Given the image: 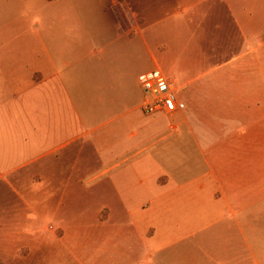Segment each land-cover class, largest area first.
Segmentation results:
<instances>
[{
	"label": "crops",
	"instance_id": "crops-1",
	"mask_svg": "<svg viewBox=\"0 0 264 264\" xmlns=\"http://www.w3.org/2000/svg\"><path fill=\"white\" fill-rule=\"evenodd\" d=\"M182 1L176 15L186 17L185 35L181 30L172 35L169 58L174 76L156 67L174 83V115L148 116L141 110L143 94L140 99L136 87L145 72L138 74L133 61L130 66L129 51L135 55L139 41L145 47L144 33L128 18L124 0L100 6L114 21L103 50L92 49L89 36L83 47L66 42L71 26H83L73 12L45 18L46 31L56 28L62 37L42 38L41 54L0 53V193L7 188L15 196L7 210L0 207V252L1 245L6 246L2 251L35 249L43 252L41 264L46 262L54 250L47 242L26 237L29 241L21 244L30 233L38 234L30 231L33 215L51 222L43 232L54 237L59 252L65 236L80 229L65 220L64 206L79 199L87 168L77 132L90 122L101 124L91 131L94 157L111 159L102 174L135 160L129 176L147 179L131 184L129 176L111 175L105 181L108 202L126 211L123 230L182 236L172 246L194 239L185 249L193 257L184 264H264V27L233 17L229 32L222 20L205 19L209 0ZM218 7L210 12L217 10L218 16ZM135 23L136 32H130ZM190 25H199L200 36H189ZM220 30L229 36L222 39ZM34 137L46 149L32 158ZM151 140L166 142L143 159ZM126 141L137 143L128 150ZM178 154L176 162L172 157ZM109 220L98 221L107 225ZM4 236L12 241L4 242ZM31 259L14 256L9 264Z\"/></svg>",
	"mask_w": 264,
	"mask_h": 264
},
{
	"label": "rangeland",
	"instance_id": "rangeland-1",
	"mask_svg": "<svg viewBox=\"0 0 264 264\" xmlns=\"http://www.w3.org/2000/svg\"><path fill=\"white\" fill-rule=\"evenodd\" d=\"M112 1L60 0L57 3H53L47 0H0V53L16 51L41 54L43 52L42 38L46 42L47 40H51L52 34L55 38L58 36L62 37L59 31L55 33L54 30L56 28L50 27L53 31H46L45 18L74 13L80 16L83 26H71L68 29V33L65 34L67 38L66 42L80 43V46L83 47L86 38L89 36L87 44L92 49L103 50L110 37L109 29H114V21L110 13L100 10V6L105 7L107 4L112 3ZM124 1L130 10L128 18L135 20L139 29L143 30L145 41V47L143 48L139 41L138 49H134L135 55H133L132 49L129 51L130 66H132L133 61L132 68L138 74L159 67L167 75L174 76L172 68L169 66V58L172 55V35L179 30H181L182 36L185 35V28L183 26L186 17L176 15V10L179 5H183L181 3L183 1ZM205 4L210 7L204 8L205 14L208 16L205 19L222 20L224 22L223 28L229 32L231 30L229 29L228 22H232L233 17L236 19L250 18L256 22L258 28L264 27V0H209ZM211 4L216 5L212 7ZM217 4H219L218 16L217 10L210 12L212 9H217ZM242 9L245 11H242ZM187 15L191 17V12L187 13ZM195 19V21H199V24H201L200 17ZM189 22L191 23V18H189ZM136 23L135 26H129L128 30L130 32H136ZM191 27L192 25L189 26V36H200L199 25L198 28L196 26L192 27L193 30ZM262 34L264 36V32ZM219 35H221L222 39H226L229 33H227L226 37L223 30H220ZM223 43L224 46H228L227 42ZM222 52L228 53L229 51L224 48ZM83 66L84 62L81 61L80 67L83 68ZM136 91L137 96H140L141 99L143 92L139 82ZM92 93L97 94V92ZM81 109L82 112L85 109L83 102ZM99 125L101 124L84 122L80 124L77 132L82 135L80 142L83 149L82 160L86 164L87 169L82 170L81 173V183L78 192L79 199L73 205L71 204L70 207L68 204H65L64 209L66 214L65 220H68L69 217L71 220L79 223L80 229L74 234L65 236L63 241L65 249L63 252H59L54 242V237L43 232V227L52 225L51 222H49L48 218L42 217V215H33L31 217L33 222H31L32 229L30 231H36L38 234L30 233V235L25 236L21 244L28 242L29 240L26 239L28 237L30 240L33 239L36 242L43 240L47 242L50 249L54 248L52 252H49L48 258H45L46 262L44 264H184L187 259H192L193 256L187 253L185 249L186 246L192 245L193 241H195L194 239L180 240L181 243L172 246L173 239H179L182 236L153 235L148 233L149 230L143 234L123 230L124 226H127L128 221L126 211L122 209L121 204L108 202L107 199H110L109 193L111 190L106 191L105 181L111 175H115L116 177L129 176L131 173L129 167L135 160L119 167L112 174H102V171L109 166L111 159L103 154H99L97 158L94 157L91 144V131ZM132 130L131 126L127 129L128 133ZM154 141L156 140L147 142V150L141 155V158L147 159L166 142H155L154 144ZM39 142L40 138L34 137L32 139L33 146L29 157L35 158L46 149ZM126 142L128 150L137 143L134 141ZM97 150L101 152L103 149L98 148ZM172 158L178 162L180 156L178 154ZM37 165L39 166V162H37ZM146 168H149L147 163ZM147 170L143 172L144 175ZM139 175L129 176V182L134 184L136 179L147 181L145 177ZM128 185L130 184L128 183ZM34 193L39 195V190ZM0 195V207L5 211L15 196L7 188H3ZM130 206L132 205L127 204V207ZM106 208H110L109 214ZM107 216L110 218L108 224L104 225L103 222V224H100L99 221H104ZM19 223L21 222L19 221ZM4 237V242L12 241L8 236ZM160 247H164L161 252L158 251ZM4 248L6 246L1 245L0 264H9V259L12 260L14 256L20 260L22 258H29L30 255L33 257L30 264H41L40 256L43 254L42 251L36 253L35 249L30 251V249L24 247L16 249V251H2ZM10 264H25V262L16 260Z\"/></svg>",
	"mask_w": 264,
	"mask_h": 264
},
{
	"label": "built area",
	"instance_id": "built-area-1",
	"mask_svg": "<svg viewBox=\"0 0 264 264\" xmlns=\"http://www.w3.org/2000/svg\"><path fill=\"white\" fill-rule=\"evenodd\" d=\"M143 92L141 110L145 115H174L177 111V92L174 83L158 69L147 71L138 77Z\"/></svg>",
	"mask_w": 264,
	"mask_h": 264
}]
</instances>
